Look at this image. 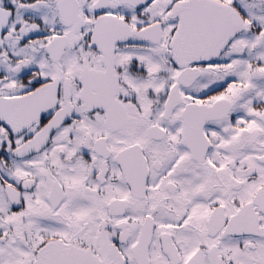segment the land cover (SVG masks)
<instances>
[{
	"label": "snow or ice",
	"instance_id": "6c2138e0",
	"mask_svg": "<svg viewBox=\"0 0 264 264\" xmlns=\"http://www.w3.org/2000/svg\"><path fill=\"white\" fill-rule=\"evenodd\" d=\"M0 264H264V0H0Z\"/></svg>",
	"mask_w": 264,
	"mask_h": 264
}]
</instances>
